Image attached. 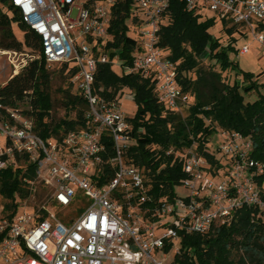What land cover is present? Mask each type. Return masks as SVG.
<instances>
[{
	"label": "built area",
	"instance_id": "1",
	"mask_svg": "<svg viewBox=\"0 0 264 264\" xmlns=\"http://www.w3.org/2000/svg\"><path fill=\"white\" fill-rule=\"evenodd\" d=\"M118 1L126 0H10L39 35L47 64L76 65L73 82L87 108L82 127L47 139L36 133L34 118L19 108L0 112V169L16 154H27L36 169L26 184L30 188L41 183L49 189L43 204L16 212L11 219L0 207V264H168L166 246L179 232H208L243 206L264 217V156H252L249 135L226 129H219L221 143L210 151L215 163L192 149L184 154L186 177L179 185L188 190L185 195L143 207L151 200L143 172L126 157L133 141L132 115L121 110L117 95L105 96L102 87L94 86L97 63L108 62L103 40L111 37L108 27ZM127 1V19L137 27V46L132 65L121 66L119 61V66L125 73L152 75L157 100L178 112L186 96L158 44L169 0ZM184 2L196 13L208 10L264 49V0ZM248 51L244 43L237 53ZM2 56L11 67L0 85L27 64L21 51L0 49ZM8 65L0 62V74ZM106 138L113 154L104 158ZM105 169L111 176L101 182ZM54 204L64 212L56 214Z\"/></svg>",
	"mask_w": 264,
	"mask_h": 264
},
{
	"label": "trees",
	"instance_id": "2",
	"mask_svg": "<svg viewBox=\"0 0 264 264\" xmlns=\"http://www.w3.org/2000/svg\"><path fill=\"white\" fill-rule=\"evenodd\" d=\"M128 12L127 0L118 1L113 7L108 27L111 37L104 46L110 49L111 57H118L121 66L132 65V53L137 46V39L126 23ZM214 19L202 18L199 13L188 9L184 0H169L163 15L158 44L172 62L175 79L182 92L194 88V94L185 95L186 101L178 112L166 109L157 100L152 75L125 73L122 70L118 75L112 71L110 63H97L95 88L102 87V93L108 97L117 95L123 86L129 87L133 93L136 110L129 121L130 134L136 144L128 149L126 157L140 167L144 178L148 177L145 184L149 187L151 200L143 207L153 208L157 201L175 196V186L186 177L183 158L190 147L211 163L216 162L210 153V137L216 130L211 122H215L219 129L249 135L253 142L252 156H264V93L258 91L261 84L255 74L237 69V62L232 59L240 47L239 40L248 36L222 21L219 31L224 36H214L209 32ZM12 24L18 26L22 40L16 38ZM25 48L37 51L38 55L0 85V112L5 113V107H17L31 115L36 133L44 139L60 138L67 131L82 127L87 103L76 88L72 94L67 92L63 102V106L73 112V117L53 118L50 74L40 37L23 22L10 0H0V49L23 52ZM204 56L216 61L221 70H235L246 84L237 80L231 85L224 84L217 73H211L209 78L201 75L192 78L190 71L196 66L197 59ZM58 63L75 87L73 77L77 73L76 65L72 62ZM252 91H256V98L245 101L244 94ZM104 144L103 157L106 158L113 154V148L108 138ZM35 169V163L29 160L27 154H16L10 165L0 169V196L7 200L4 209L9 211L6 215L8 219L18 212L15 197L23 199L29 195L25 179H34ZM110 176L111 171L105 169L101 182ZM37 185L49 190L41 183ZM176 244L175 264H264V217L257 210L243 206L235 210L227 221L208 232H179ZM169 247L170 244L166 249Z\"/></svg>",
	"mask_w": 264,
	"mask_h": 264
},
{
	"label": "rangeland",
	"instance_id": "3",
	"mask_svg": "<svg viewBox=\"0 0 264 264\" xmlns=\"http://www.w3.org/2000/svg\"><path fill=\"white\" fill-rule=\"evenodd\" d=\"M76 9L73 10V15L75 14ZM199 14L202 18H213V14L209 12L208 10H202L199 11ZM132 18L127 19V24L129 26V30L131 34L137 38V27L136 24L131 22ZM221 25V21L218 18L214 19V25L209 29V32L213 34L214 36H221L223 37L224 34L222 31H219V27ZM12 31L15 34L16 38L18 40H22L21 32L16 24H12ZM105 39L103 40V46H105ZM248 43L249 44V51L245 54H234L232 57L233 60L237 62V69L243 70V71H249L253 72L255 74V77L257 79V82L261 84L258 88L259 92L264 93V49H262L257 43H255L251 38L247 37L244 39H240L238 42V46ZM105 53L108 56V63L111 64V69L116 74L120 75L122 73L121 68L119 66V59L116 55H113L112 57L109 54L110 49L104 48ZM38 55V52L35 50H30L28 48L23 49V57L27 59V62L32 58H36ZM30 58V59H29ZM18 61H20V57H18ZM1 63H5V65H8V62L6 61L5 56H2L0 59ZM11 67V66H10ZM9 65L6 67L5 73L0 74V82H4L7 78L10 70ZM47 69L50 74V82H49V94L53 102V107L51 114L55 120L62 119V118H72L73 112L68 111V108H65L63 106V102L66 101V94L68 93H74L75 87L73 86L71 80L69 79L68 75L65 73V71L61 70V64L60 63H53V64H47ZM211 73H217L219 74L220 81L224 84L231 85L235 80L242 81L241 75L237 74L235 70H221L219 64L204 56L201 57V59H197L196 66L190 71L189 75L192 78L197 77L198 75H201L205 78H209ZM241 84H246V82L242 81ZM194 87V86H193ZM183 95L187 94H194V88L188 91H183ZM256 91H252L249 93L244 94V100L245 101H253L256 98ZM117 96L119 98L121 110L126 113L127 115H133L136 110V105L133 100V93L131 89L127 86H123L118 90ZM183 108V107H182ZM185 114V111H183ZM67 114V115H66ZM183 114V113H182ZM211 126L213 128H216L215 132L210 137L209 145L212 150H215V148L221 143V135L219 133L218 125L215 122H211ZM131 145H135L136 141H130ZM189 149L194 150L196 153V149L193 147H190ZM170 150H172L170 148ZM202 155V154H200ZM203 156V155H202ZM148 177L145 176L144 180L147 181ZM149 187L147 186V189ZM30 193L25 198H19L18 196L15 197V200L18 204L17 211L22 212L25 210L31 209V207H37L40 204H43L46 201L47 195L49 193V190H43L41 189V186L34 184L30 188ZM187 189L184 188L181 185L175 186V193L183 196L187 193ZM7 202L6 199H4L2 196H0V207H3L2 213L4 215H7L9 211H5L4 204ZM52 210L56 214H60L64 212L63 208H61L59 205L54 204V207ZM6 212V213H5ZM58 214V215H59ZM177 248L176 241L170 245V248L168 252L166 253V262L168 264L173 263L175 251ZM175 264V263H174Z\"/></svg>",
	"mask_w": 264,
	"mask_h": 264
}]
</instances>
